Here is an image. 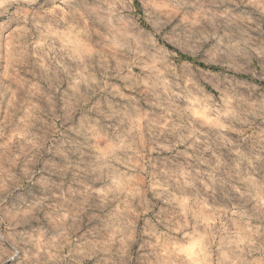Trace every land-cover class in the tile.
Listing matches in <instances>:
<instances>
[{
    "label": "rangeland",
    "instance_id": "374dc122",
    "mask_svg": "<svg viewBox=\"0 0 264 264\" xmlns=\"http://www.w3.org/2000/svg\"><path fill=\"white\" fill-rule=\"evenodd\" d=\"M0 264H264V0H0Z\"/></svg>",
    "mask_w": 264,
    "mask_h": 264
},
{
    "label": "bare ground",
    "instance_id": "6f19581e",
    "mask_svg": "<svg viewBox=\"0 0 264 264\" xmlns=\"http://www.w3.org/2000/svg\"><path fill=\"white\" fill-rule=\"evenodd\" d=\"M191 62V61H190Z\"/></svg>",
    "mask_w": 264,
    "mask_h": 264
}]
</instances>
